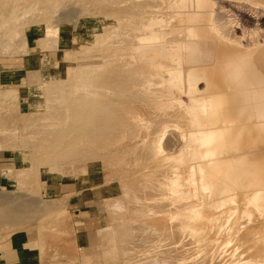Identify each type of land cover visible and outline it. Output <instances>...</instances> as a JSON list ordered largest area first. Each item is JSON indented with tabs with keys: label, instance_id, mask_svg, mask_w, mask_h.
<instances>
[{
	"label": "rangeland",
	"instance_id": "rangeland-1",
	"mask_svg": "<svg viewBox=\"0 0 264 264\" xmlns=\"http://www.w3.org/2000/svg\"><path fill=\"white\" fill-rule=\"evenodd\" d=\"M5 1L6 0H0V5L5 4L7 2ZM18 1L20 0H15V1L8 0V2H10V4L8 2L6 3V5L9 4L8 7L6 5L5 6L3 5L2 9L0 8L1 9L0 12H2L4 7H7V9L5 8V10L8 11L6 12L3 10V12L8 13L5 15L3 12H2L3 15L0 13V24L2 22V26H3L2 28L0 25V28L3 29L0 32V35L2 37L3 34L5 33V35L3 36L4 37L3 40H6L5 42L3 41L2 43V38L0 37L1 40L0 41L1 42L0 43V75L6 72V74L8 75L10 74V76H13L12 78L15 79L14 82H11V85L0 86V97H1L0 105H2L0 107V152H2L1 154L8 155V158H10V161L7 162L8 166L5 167L6 169L0 171V178L2 179L1 181L3 182L0 183V198L1 196L3 198V195H5L4 198H6L7 200L10 197L11 200L24 198V200L28 202V204L31 201L32 202L30 204H33V202L35 203L36 201V204L39 206L41 205V208L36 204L33 205H36L42 210L39 211L40 209L34 206V209L36 210L33 213L36 214L29 212L30 213L28 216L29 220H31V218H34L36 220L33 219L32 221H29L28 219H26L29 222H27L26 220L23 221L19 220L16 221L17 223L14 222V224L2 222V224L0 225V251L4 252L8 248H12L13 247L12 244L15 241V239L17 238L19 239L24 235H28L30 239L29 245L35 249V252L32 255L30 254L27 255L25 258L22 257L24 258L22 260V264H31L32 262L31 259L34 260L35 262L33 264H132V263L133 264H137V263L166 264L167 262L169 264H177V263L179 264L178 258L175 256L177 255L178 251L180 250L182 251L183 249L189 251L188 255L190 256V258L187 264H215V262H217L218 260L213 257L214 255L212 253L206 255V253L202 252L195 255V250H194L195 246L193 245L192 238L189 237L187 234H186L187 236L183 238L180 235L181 233H179L180 232L179 227L178 228L174 227L173 229V231L174 232L176 231L178 235L174 240L175 242L174 243L172 239L169 240V238L168 237L166 238V236L165 237L163 236V238H161L160 236L154 234V231L156 233L157 229L161 228L159 225L158 227H152L150 223L146 224V222L152 219L153 217H155L154 218L155 220L157 217H160L162 219L157 218L156 221L157 222L160 221V224H162V222L163 223L165 222L164 223L165 225L166 220L170 218L169 215L172 216L176 210L177 211L186 210L185 205H183L184 202L181 200V194L177 191L171 190L172 188L169 182H171L170 179L172 175H170L171 172L169 173L167 172L170 170L172 171L174 169L175 170L179 169V167H182V165L184 166L187 162L185 160V163L181 164V162L183 161H180L181 159L177 158L178 154L176 152L174 153L172 159L165 161V158L168 159L171 157H169L168 154L166 153H162L158 151L159 150L158 140L160 137V132L157 129V127H161L163 123L165 124L172 121V123H170L169 125L177 128L169 127L170 133L167 135H169L168 138L171 137L172 140L170 141L168 139L169 143L173 144V141L175 140L179 141L180 138L183 141V138L180 136L181 133H183L186 130V126L183 125V127H181L180 121H181V117L184 116V114H186L185 111H183L179 105L173 107L171 109L172 112L168 111L169 110L168 108L160 105L162 108H164L162 110L160 106L159 107L155 106L156 102H153L151 95L145 96V94H141L142 95L141 98L143 99L140 100L139 98L140 101L135 102V99L132 98L133 96H131V92L137 93L138 89L140 90V87L142 85V82H139L141 85L135 82L137 84V87L136 85L133 86L134 83L132 81L134 80L136 81V79H138L136 78L137 75H135V79L130 75H124V74L118 77V82L120 83L117 84V87H119L121 90L125 92L124 93L121 92L120 94L122 95L120 97L117 95H116L117 97L116 96H111V97L115 99L114 101L116 102L118 101L119 104L120 103L124 104L123 103L124 101L125 102L124 107L119 106V104L114 101L113 103H111L112 101H110L108 102L109 103L108 105L111 106L108 107L107 105L103 104L105 105L104 107H106L104 108L103 105L101 104L102 102H100L102 101L100 99H105L104 97L88 96L87 93L90 92L91 90L101 91V90L110 89V87L107 89L105 87H104L105 89L102 88L101 86L102 84L98 81L92 82L93 84L88 88L89 91L85 90L87 89L86 88L87 86L84 87V85L88 83L84 84L81 82V86H78L80 84L77 82L78 85L76 86H78V88L82 87V89L80 88L81 90L80 89L78 90V88L77 87L75 88V86L73 87V84L74 85L76 84L75 82H72L74 77H75L74 80H78L79 78L76 79L78 76L80 75L83 76L90 73L89 71H92V69L90 68V64L93 63H95L97 66L95 69L93 65L91 66L93 67L94 71L98 72L100 67L103 69L102 70L100 68L99 73L102 71L101 75L106 69L114 65L132 63V65H134L135 67L141 66L138 61L139 60L138 53L135 50L138 45L136 40L132 38L133 36L124 35L122 31V26L128 24L131 21L130 16L132 15L134 0H125V1L124 0H47V1L21 0L23 2L20 1V3L23 6L20 7V3H19L17 7L16 4H18L17 3ZM40 1H42V3ZM32 2H34V4ZM35 2H37V4ZM12 3H16V4H12ZM30 4L31 5L33 4L32 5L33 7L30 6L31 13L30 10L27 9ZM60 6L61 8L64 6L65 7L61 9ZM13 7L15 9H13ZM54 7L55 8L59 7V9L56 8L57 13L56 12L54 13L55 11ZM218 7L217 10L219 11L221 7H219V9ZM20 8L21 10L23 9V11L21 10H20L21 12L18 11ZM32 8L33 10L35 9L37 11L36 12L32 11ZM9 10L12 12L13 10L14 11L17 10V13L13 12V14L11 15L12 20L19 19L18 20L19 23H17L18 21L16 20V24H14L16 27L13 25L15 21L14 22L11 21V17L9 15L12 12H10ZM41 10L43 11L45 10L44 13L47 15L46 16L43 15L44 13ZM48 10L49 11L51 10L50 12L54 13V15L52 16L51 13L50 16V12H47ZM69 10H71L72 12L73 10L75 11L72 13ZM18 12H20L19 15ZM22 12H24L25 14L26 12L27 14L30 13L29 14L30 16L29 15L26 16L27 14L23 15ZM37 12L38 13L41 12L39 14H41L43 17L37 14ZM60 12L61 14L62 12L65 14L61 16ZM67 12H69V15L67 14ZM58 13L59 16L63 18L62 19L59 16H57V18L59 17L60 19H62L60 21L59 18L57 19L55 17V15H58ZM70 13L74 14V17L72 14H71L72 16H70ZM218 13L222 14V15L219 14V16L221 15L220 18L222 17V20L227 21L229 19H232L230 18L231 14L228 13V11L224 10L223 12H221L220 10ZM33 14L34 15L36 14L37 16L35 15L34 17ZM7 15L8 18L6 17ZM22 15L25 17H23ZM20 16H22V18L24 19L18 18ZM64 16L67 17V20L66 17L64 20ZM40 17L41 19L39 21L38 19ZM44 18H45V22L41 23L42 20L44 21ZM31 19L34 20V22H32ZM57 20L60 23L57 24L56 22ZM3 24L4 25L7 24L8 26L6 25L7 27H5ZM54 25L55 26L60 25L59 27L64 31L63 36L65 37L61 38V43L57 41V43L48 46L44 43L45 42L44 41L43 43L39 44L40 42V41L38 42L39 39L43 38L42 40H44V28L53 27ZM11 27L12 29L14 28L17 31L21 29L22 31L21 34H20L21 31H18V34L21 35V36L18 35L20 36L18 40H17V31L15 34L14 33L15 30L13 29L14 32L12 31L13 34H11V30H12ZM6 33L9 35L6 36ZM14 34L15 36H13ZM111 35L112 36L116 35L117 37L113 36L114 38L112 37L113 39H111ZM11 36L12 38L15 37L16 39L14 40L15 42L12 41ZM108 37L111 39V41L114 40L113 43H111ZM107 38L109 40L108 42H110L109 43L110 45H108V42L104 43L105 41H107ZM19 40L22 42H20ZM119 41L121 42V44ZM6 42L8 43V49L6 46H4ZM23 43L26 45V47H24L25 45ZM66 53H68V57L64 56L66 55ZM69 69L70 70L72 69L71 73L73 74L70 77L67 76L66 74L69 71ZM85 69H87L88 72ZM129 78L130 79L132 78V80L130 81ZM67 79L68 81H64ZM46 81L49 82L54 81L57 82L58 85L59 84L62 85V88L60 89L59 92H57L56 97H54L55 91L52 90L51 92H49L52 89L51 86L49 85H48L49 87L45 86L44 83H49ZM69 81L72 82V84L71 82L69 83L71 84L72 87L68 85ZM129 81L132 82L133 85H131ZM66 83L67 85H65ZM95 84L96 87L99 86L98 90L97 88L94 87ZM207 84H208L207 82L201 80L200 82H197L196 89L204 93L207 91L206 90ZM125 86L126 87L130 86V88H132L131 91H127V88ZM90 87H94V88H91L90 90ZM76 93L84 97L81 98V96H78L79 101L77 99L75 100L73 94L76 95L75 97L77 98ZM59 94L60 95L65 94L64 97L65 96L66 97L65 98L63 96L60 97ZM68 96L72 97V100L70 98L66 99ZM53 97H54L53 99L54 102L58 98H61V101L63 102L60 101L61 103L60 104L58 103V101H56L55 104L50 102L49 104L47 102L48 98L51 101V98ZM91 97H93V101ZM111 97L110 100H113ZM8 98L10 99V101ZM86 98L87 99L90 98V101L88 99L90 103L87 102ZM123 98L124 99L128 98L130 100H128L129 101L128 102ZM91 101L93 104L91 103ZM97 101H98V106H94L97 105L94 104V102L97 103ZM183 101H184L183 105L185 108L193 105V104H189L186 98L183 99ZM82 102H87V104H89V107L85 106L86 103H82ZM72 103H73V107H70L69 105ZM76 103L78 104L75 105ZM45 104L48 105L46 106ZM62 104L66 106H62ZM81 104L82 107L84 108H81ZM117 105L119 107H117ZM126 105L128 107H126ZM63 107L65 108L63 109ZM96 107L98 108L96 109ZM99 107L101 108L103 107L104 110L103 108L99 109ZM111 107L114 108L117 107V111L118 110L120 111L117 113L113 112L114 114L112 112H108L109 110L113 111L114 108L111 109ZM90 108H91V112H90ZM93 108H95L96 110ZM115 109L114 111H116ZM2 110L4 114H2L3 113ZM97 110L98 113H96ZM100 110L101 113H99ZM51 111L56 113L58 111L61 112L60 114L63 117V120H61V125L65 126L62 129L67 130V132L70 133H69L68 141L67 140L65 141L64 147L60 151H58L59 153L58 152L57 154L55 153V155L51 153L52 152L51 151L50 153L52 155L50 154L51 155L50 157L48 155L49 152L48 150H50L48 149L49 146L33 147V145L31 144L29 145V143L26 144V142L23 141L24 139L22 138V133L23 131L25 132L26 128L21 125L20 121L22 120L21 122H23L24 115L27 113L29 114L31 112L32 113L38 112L39 115L40 114L44 115ZM76 111L77 113H75ZM104 111L105 113L108 112L110 114L107 113L103 114ZM168 112L169 114L167 115ZM70 113L74 114L75 116V118L73 117L74 119L72 117H69L71 115ZM95 113L101 117H99L98 115H94ZM101 114H103V116ZM115 114L116 115L119 114V117L116 116ZM177 114L179 115V118L169 117L170 115L175 116ZM104 115H106V117ZM6 116L9 117L7 118ZM93 116H95L97 119H94ZM121 116L125 118L124 121L120 119ZM2 117L5 119L3 120ZM98 118L101 120L98 121ZM11 119H13L15 122ZM103 119H105L106 121L105 120L102 121ZM140 119L141 121H139ZM113 121H115L116 125H114ZM120 121L122 123H120ZM94 122H96V124H101L100 122H102L106 126L103 124L102 126L95 125L93 124ZM106 122L108 123V125L106 124ZM15 123L18 124L16 125ZM109 123H110V127H109ZM125 123L127 124L125 125ZM112 124L114 125V127L112 126ZM69 125L70 127H68ZM80 125H82V127H85V129L87 128L88 131L87 129L84 131V129H82ZM123 125L125 126V128L123 127ZM91 126L94 128H92ZM126 126L127 127L129 126L130 128L129 127L127 128ZM35 127H36V123H31L30 129L32 128L34 129ZM77 127L79 128L77 129ZM96 128L99 130H97ZM100 128L103 129V131L105 132H103ZM131 128L134 129H132V131L131 130L128 131V129ZM94 129L95 131H93ZM171 129H175V131L177 132L176 133L174 131L173 135L175 136H172L171 133L173 131L171 132ZM75 130H79V131L72 134L71 131H75ZM91 131L94 132V134L95 132L99 133L101 135V136L99 135L100 138L98 137V135L96 136L94 135L96 138L93 140L94 137L92 138L93 134H91ZM146 131L149 132L147 133ZM88 132H90L89 135ZM107 132L108 134L106 135L105 133ZM133 133L135 134V136H133L134 135ZM86 134L88 135V137ZM111 134L113 137V138L110 137L111 140L109 138L107 139L103 138L104 136L109 137ZM6 138L9 139L6 140ZM88 139L89 140L91 139L93 144H91V142ZM84 140L86 143L84 142ZM100 140L101 141L104 140V142L106 143L108 142L107 143L108 145H106L107 147L105 146L106 149L103 148L104 146L102 147V145H105L106 143L102 144L103 143L102 142L100 144L99 143L101 142ZM143 140L145 142H143ZM87 141L90 143H88ZM93 141H95V143H98L100 145L94 144ZM156 141L158 142V144H156L157 143ZM82 142H84L85 144H82ZM142 144H144L145 146H142ZM172 144H169L168 149L169 152L171 151L169 155L172 154L173 150L175 149V147H173ZM185 144L186 145L196 144L195 146L202 148V143L200 141L191 143V141L187 137H184V141L182 145L184 146ZM26 145L28 146L26 147ZM91 145L95 147L91 148L92 147ZM134 146L136 151L134 149ZM137 146L140 148L137 149L136 148ZM89 148H90V153L89 152L87 153ZM93 149L95 150L93 151ZM31 151H33V153ZM91 151L92 153L93 152L94 153L92 154ZM96 151L98 154L96 153ZM157 151L160 154L161 153L162 154L158 155ZM34 153H36L38 156L34 157L33 156ZM29 154L30 156H32V158L29 156ZM101 154L102 155L106 154V155L102 156ZM100 155L102 156V158L99 159ZM131 155L133 158L130 157ZM150 155H152L153 158ZM103 157L105 158L103 159ZM146 157H151L153 161H149L150 158H146ZM174 157L176 158V160H178V162L175 160ZM27 158L34 160L30 162ZM160 158H162V160ZM158 161H163V162L159 163ZM175 161L177 162V165H175L176 164ZM178 163L181 165H179ZM51 165H55L52 166L55 167L53 170L57 168H61L60 170L61 174L58 175V174L50 173L49 168ZM165 173L169 175L167 174L165 175ZM162 177H164L165 179L162 180ZM157 182L160 184L158 185ZM161 188H165V189L162 190ZM166 192H168V195L164 196L163 194ZM147 194H149L148 196H153L155 194L160 195L158 197L159 199L158 198H157L158 200L156 199L158 203L155 199L154 200L145 199L148 197ZM28 197L31 198L32 200L29 199ZM145 200L147 202H145ZM148 201H150L151 203L150 202L148 203ZM161 201H162V205L163 204L164 205L163 207L160 208L159 206H162ZM39 202L40 204H38ZM153 202L155 204L157 203L156 206ZM147 203L149 206L147 205ZM76 204H79L81 207L84 208L81 209L82 210L81 215L78 212L77 213L73 212L75 208L72 206ZM43 205L45 208L43 207ZM157 205L159 206L157 207ZM31 206L29 207L31 208ZM138 207L139 208L143 207L141 208L142 209L141 212L134 210L135 208L138 209ZM153 207H155L156 209L154 210ZM48 208H51L52 210L51 209L48 210ZM45 209L48 211H44ZM41 212H43L42 213L43 215L41 214ZM145 212L147 214H145ZM172 212L174 213L172 214ZM138 220H142L144 222V225L141 226H145V228L149 230L140 226V229L143 228V230L140 231V229L137 227V222L140 224ZM157 222H155L154 225L157 226L156 224ZM3 223H7V224H3ZM166 231L168 232V230ZM140 233L143 234L144 237L143 236L141 237ZM149 236L151 239L149 238ZM153 238H155L154 241L157 240L156 242H158V239L162 240L163 242L159 240V244L160 242L162 243L158 245L156 242L152 241ZM170 241L174 243L173 244L174 246L171 244ZM167 246L169 247L171 246V247L169 248ZM196 248L198 247L196 246ZM166 249L167 251L168 250L169 251L167 252ZM170 251H173V253ZM223 260L226 261L227 256L224 257ZM163 261L164 263H162Z\"/></svg>",
	"mask_w": 264,
	"mask_h": 264
},
{
	"label": "bare ground",
	"instance_id": "bare-ground-1",
	"mask_svg": "<svg viewBox=\"0 0 264 264\" xmlns=\"http://www.w3.org/2000/svg\"><path fill=\"white\" fill-rule=\"evenodd\" d=\"M6 1L8 2V0ZM20 1L17 2L18 4L16 3H12V4H16L18 7ZM40 2L42 3V1ZM6 3L3 5L5 6ZM8 3L10 4V2ZM32 3L34 4V2ZM35 3L37 4V2ZM3 5L2 4L0 5L1 9ZM8 5L6 6L8 7ZM25 5H26V2H25ZM32 5L30 4L28 8L26 7L27 9L30 10V13H31L30 6L33 7ZM21 6L23 5H21L20 3V7ZM218 6L221 8L219 9ZM7 7H4L3 10L6 11L5 8L7 9ZM217 7L219 11L221 10V12H223L224 10L228 11V13L231 14V15L229 14L230 18L232 19H229L227 21L222 20V17L220 18L222 14L218 13L219 11L217 10ZM56 8L59 9V7H56ZM56 8H55L54 13L55 12L57 13ZM13 9L15 8L13 7ZM20 10L21 8L18 11ZM21 11H23V9ZM32 11L36 12L37 10L35 9L33 10L32 8ZM41 11L44 13L45 10L44 11L41 10ZM50 11L48 10L47 12H50ZM74 11L75 10H73V12ZM2 12L0 13L2 14ZM13 12L17 13V10L16 11L13 10ZM13 12L10 13L9 16L11 17L12 22L15 21V23H13L14 25L16 24V20L18 21L19 19H16L15 17L16 20H12L11 15L13 14ZM20 12H18V15ZM24 12H22L23 15L25 14ZM3 13L4 15L8 14L5 12ZM30 13L27 14L26 12L27 15L26 14L25 15L28 16ZM39 13L37 12V14ZM51 13L52 12H50V16H51ZM54 13H52V16L54 15ZM72 13H70V16L73 15L74 17V14ZM64 14L65 13L62 12L61 16H63ZM67 14L69 15V12H67ZM219 14L221 15L219 16ZM43 15L46 16L47 14L44 13ZM22 16L18 18H22ZM57 16H59V13L58 15H55L56 18ZM61 16L59 17L62 18ZM66 16H64V20ZM6 17L8 18V15ZM73 17H70V18H73ZM45 18H44V21L43 20L41 21V23L45 22ZM60 18H59V21L63 19V18L62 19ZM40 19L41 17L38 20L40 21ZM66 20H67V17H66ZM130 20L131 21L128 24H125L122 26V31L124 35L133 36L132 38L136 40L138 45L135 50L138 53V56H139L138 61L141 66L135 67L134 65H132V63L114 65L106 69L101 75L102 71L99 73L101 67L99 66L100 67L99 71L96 72L93 70V67L95 69L97 66L95 63H93V64H90V68L92 69V71H89L90 73L83 75V76L82 75L78 76L76 78V79L79 78L78 80H74L75 77L74 79L73 78L71 79H73L72 82L76 83L75 85L73 84V87L75 86V88L76 87L78 88V86H81V82L84 84L85 83L90 84V85L82 84L84 85V87L87 86L86 87L87 89H85L87 91H89L88 89L89 86L93 84L92 82H96V81L102 84L101 85L102 88L105 87L107 89L110 87V89L108 90L92 91L91 88H94V87L97 88L98 90L99 86L97 84L98 87H96V84H95L94 87H90L91 91L87 93L88 96L104 97L105 99H100L102 101L100 100L99 101L102 102L101 103L102 105L105 104L109 107L111 105H108L109 104L108 102L112 101L111 103H113V101L115 100L111 96L117 95L120 97L122 95L120 93L125 92L121 90L119 87H117V84L120 83L118 82V77L124 74V75H130L131 77H134L135 79V75H137L136 78L138 79H136V81L135 80L132 81L134 85L132 84V82H130L132 78L131 79L129 78L130 79L129 82L131 83V85L133 86L136 85V87H137V84L141 85L139 82H142L140 90L138 89L139 93L131 92V96H133L132 98L135 99V102L143 99L141 98L142 97L141 94H145V96L146 95L152 96L151 98L153 99V102H156V105H155L156 107H159L161 105L163 107L168 108L169 109L168 111H171L173 107L179 105L180 108L186 113L184 114V116L181 117V121H180L181 127H183V125L186 126V130L183 133H181L180 137L183 138V141H184V137H187L191 141V143L196 142V141H200L202 143V148L195 146L196 144L195 145L185 144L183 146L182 145L183 141L181 138L179 139V141H176V140L173 141V144L169 143V140L172 141L171 137L168 138L169 135H167L170 133L169 127L171 128H177V127H173L169 125L170 123H172V121L165 123V124L163 123L161 127L156 126L158 131L160 132V137L158 140L159 144L157 141H156L157 143L155 142L156 144L159 145V150L158 149L157 150L159 152L166 153L168 154L169 157H171L168 159L165 158V161L172 159L174 156V153L176 152L178 154L177 158L181 159L180 161H183L181 162V164L185 163V160L187 162L184 166L182 165V167H179V169H176V170L174 169L172 171L170 170L168 172L166 171L167 173L171 172L170 175H172L170 179L171 182H169L171 184L170 185L172 188L171 190L177 191L181 194V200L185 203V204L183 203V205H185L186 210L185 211L176 210L175 213L172 212V214L173 213L174 214L172 216L169 215L170 218L166 220L165 225H164L165 222L164 223L162 222V224H160V221L159 222L156 221L157 218H160V217H157L156 220L154 219L155 217H153L152 219L149 220L150 222L145 221L146 224L150 223L152 227H158L159 225L161 228H158L156 233L154 231V234L160 236L161 238H163V236L164 237L166 236V238L168 237L169 240L172 239L173 242L178 236L176 231L174 232L173 229L174 227H177V228L179 227V230H180L179 233H181L180 235L183 238L187 235L192 238L193 245L195 246L194 248L195 255L202 253V252L206 253V255L212 253L214 255L213 257L218 260V261L216 260L218 263L215 262V264H264V0H178V1L177 0H174V1H171V0H134L133 10H132V15L130 16ZM32 22H34V20H32ZM56 22L57 24L60 23L58 22V20ZM17 23H19V21ZM0 25L3 28L2 22ZM6 25L4 26L7 27L8 25L7 26ZM59 26L60 25H56V26L54 25L53 27L44 28V40H42L43 38L39 39L38 40V42L40 41L39 44L43 43L44 41H45L44 43L48 46L53 45L54 43H57V41L61 43V38L65 36H63L64 34L63 29H61ZM13 29L11 30V34H13L14 32ZM2 30L3 29L0 28V32ZM16 31L17 30H15L14 32L15 34H16ZM18 31H21V29ZM18 31H17V40L20 38L21 36L20 34L22 33L21 31L20 34H18ZM15 34L13 36H15ZM4 35L5 33L3 34V36ZM7 35L9 34L6 33V36ZM3 36L1 37L0 35V37L2 38V43L3 41L4 42L6 41V40H3L4 38ZM113 36L111 35V39H113L116 35L114 37ZM108 38H107V41L104 40L105 42L104 41L102 42L106 43L109 40L111 41V39L109 38L108 40ZM14 40H16L15 37L12 38V41ZM113 41H111V43H113ZM109 43L110 42H108V45H110ZM4 46H6L8 49L7 42L6 44H4ZM24 47H26V45ZM104 51H107V50H104ZM64 56L68 57V53H66V55ZM92 65L93 67H91ZM71 70L69 69L68 72L66 71L67 72L66 74L69 77L73 75L71 73ZM85 70L87 71V69ZM201 80L208 83L206 86L207 91L204 93L196 89L197 82H200ZM64 81H68V79ZM46 82H49V81H46ZM70 82L71 81L68 82V85L72 87L71 86L72 82L71 84H69ZM77 82L80 85H78ZM44 84L47 87L51 86L52 89L49 92H51L52 90L55 91L54 97H56L57 92H59L60 89L62 88V85L60 84L58 85V83L54 81L49 82V83H44ZM65 85H67V83ZM130 86L129 87L125 86L127 88V91H131L132 88H130ZM65 87H68V86H65ZM80 88L82 89V87ZM80 88H78V90ZM74 94H73V97L75 98V100L76 99L78 100L79 99L78 96H81L76 93L77 94V98H76L75 97L76 95ZM64 95L59 94L60 97L62 96L64 97ZM54 97L51 98V101L48 98L47 102L55 104V102L58 101V103H60L61 98L57 97L58 99H56L54 102L53 100ZM82 97L84 96H81V98ZM110 97L113 100H110ZM68 98L72 100V97L68 96L66 99ZM185 98L187 99L189 104H193V105L185 108L183 105L184 104L183 99ZM88 99L90 101V98ZM88 99L86 98L87 102H89ZM91 99L93 101V97H91ZM124 100L128 101L130 99L125 98ZM87 102H82V103H86L85 106L89 107V104H87ZM116 103H118V101ZM123 103L125 104L124 101ZM185 103H186V100H185ZM77 104L78 103H76L75 105ZM94 104H97L94 106H98V101L97 103L94 102ZM120 104L119 106L124 107V104L122 105ZM105 105H103V107ZM1 106L2 105H0V107ZM62 106H66V105L62 104ZM69 106L73 107V103L70 104ZM119 106L117 105V107ZM117 107H115L116 109L114 107H111V109L114 108L116 111H114V109L113 111L112 110H109V111L107 110V111L112 112V113L113 112L117 113L120 111V110L117 111ZM126 107L128 106L126 105ZM64 108L65 107H63V109ZM81 108H84L82 107V104H81ZM97 108L98 107H96V109ZM100 108L101 107H99V109ZM121 109H124V108H121ZM163 109L164 108H162V110ZM90 112H91V108H90ZM108 112L106 113L110 114ZM60 113H61L60 111H58L57 113L51 111L44 115L43 114L39 115L38 112H34V113L31 112L29 114L28 113L25 114L23 118L24 119L23 122H21L22 120L20 121L21 125L26 128V130L24 129L25 132L23 131L22 133V138L24 139L23 141H25L26 144L29 143V145L30 144L33 145V147L49 146L48 149L50 150H48L49 152L48 151L47 152L50 157L52 155L51 153H53L54 155L55 153L57 154V152L60 151L64 147L65 141L66 140L68 141L69 133H70V132H67V130L62 129L65 126L61 125V120H63V117ZM75 113H77V111ZM96 113H98V110L96 111ZM96 113L94 115H98ZM99 113H101V110L99 111ZM106 113L105 111L103 112V114H106ZM2 114H4V112ZM62 114H65V113H62ZM103 114L101 115L103 116ZM168 114L169 112L167 113V115ZM104 116L106 117V115ZM116 116L119 117V114H117ZM69 117L75 118L74 114H71ZM93 117L94 119H97L95 116ZM169 117L179 118V115L178 114L175 116L170 115ZM4 119L5 118H3V120ZM106 119H109V118H106ZM120 119L124 121L125 118L121 116ZM100 120L101 119L98 118V121ZM104 120L105 119H103L102 121ZM139 121H141V119ZM96 122H94L93 124L99 125V126L100 125L102 126V124L105 125L102 122H100L101 124H96ZM113 122H114V125H116L115 121ZM31 123H36V127L34 129L33 128L30 129ZM120 123L122 122L120 121ZM106 124L108 125L107 122ZM126 124L127 123H125V125ZM114 125L112 124L113 127ZM68 127H70V125ZM80 127H82V125H80ZM109 127H110V123H109ZM123 127L125 128L124 125ZM78 128L79 127H77V129ZM89 128H90V125H89ZM82 129H84L85 131L87 128L85 129V127H82ZM132 129L134 128L128 129V131L129 130L132 131ZM101 130L103 131V129ZM77 131L79 130H75L71 132L72 134H74ZM93 131H95V129ZM174 131L175 129H171L172 136H175L173 135ZM96 132L94 134V132L91 131V134H93L92 138L94 137L93 140L96 138L95 137L96 135H98L99 138L101 136L99 133H96ZM89 133L90 132H88V135ZM105 134L107 135L108 132ZM133 136H135V134ZM110 137H112V134L109 137L104 136L103 138L110 139ZM8 139L9 138H6V140ZM104 140L102 141L100 140L101 142L99 143L101 144L103 142L102 144H105L106 142H104ZM89 141L91 142V144H93L91 139ZM95 141H93L94 144H98V143H95ZM84 142H82V144L86 143ZM143 142L145 141L143 140ZM167 142H168V145H167ZM107 143L105 145H102V147L104 146L103 147L104 149H106L107 147L106 145H108ZM144 144H142V146H145ZM169 144H172V146L175 147L174 150L172 149L173 153L170 155L169 153L171 151L169 152V149H168ZM27 146L28 145H26V147ZM94 147L92 146L91 148H94ZM136 148L138 149L140 147L137 146ZM134 149H135V146H134ZM94 150L95 149H93V151ZM31 152L33 153V151ZM88 152L90 153V148L87 151V153ZM159 152H158V155L160 154ZM101 155L99 159L102 158V156H105L106 154L102 156ZM132 155L130 157H132ZM152 155L150 156L153 158ZM33 156L37 157L38 155L34 153ZM27 157H28V154H27ZM30 157L32 158V156ZM151 157H146V158H150L149 161H153ZM104 158L105 157H103V159ZM160 159L162 160V158ZM28 160L32 162L34 159L29 158ZM176 161L178 162V160ZM176 161H175L176 163L175 165H177ZM158 162L160 163L163 161H158ZM52 166H55V165L50 166L49 168L50 173L60 175L61 168H57L53 170L55 167H52ZM60 166H63V165H60ZM167 173H165V175ZM163 179L165 178L162 177V180ZM157 184L159 185L160 183L157 182ZM159 187H162V186H159ZM161 189L163 190L165 188H161ZM148 195L149 194H147V196ZM163 195L167 196L168 192L164 193ZM4 196L5 195H3V198L2 196L0 198V225L2 224V222L14 224V222L19 221V220H22V221L26 219L29 220L28 218L30 214L29 212L33 213L36 210L34 209V206L37 205L36 201L35 203L33 202V204H36V205H33V204H30L32 201L29 202L28 204V202H26L24 198L23 199L18 198V199L11 200L10 199L11 197H10L7 200L6 198H4ZM32 196H29V197H32ZM159 196L160 195L155 194L153 196H148L145 199L147 200L155 199L156 200ZM145 202L147 201L145 200ZM149 202L150 201H148V203ZM38 204H40V202ZM159 205H157V207ZM161 205H162V201H161ZM163 205L159 207L161 208L163 207ZM29 206H31V208ZM37 206L36 208L38 209L41 208V205L39 206L40 208ZM141 208L138 207V209L135 208L134 210L141 212L142 210ZM153 208L154 210L156 209L155 207ZM49 209L51 208H48V210ZM164 209H165V206H164ZM41 210L42 209H40L39 211ZM48 210L45 209L44 211H48ZM43 212H41V214ZM149 212H152V211H149ZM33 214H36V213H33ZM145 214L147 213L145 212ZM33 219L34 218H31V220L29 221H32ZM28 220L26 221L29 222ZM138 221L140 222V224L137 222V227L140 229V226L144 225V222L142 220H138ZM155 222H157L156 223L157 226L154 225ZM7 223H3V224H7ZM141 227L145 228V226H141ZM142 230L143 228L140 229V231ZM166 230H168V232ZM175 233H176V236H175ZM140 235L141 237L143 236V234L141 233ZM154 239L155 238H153L152 241H154ZM159 240L160 239H158V242H156L157 240H155L154 242L160 245L163 241L160 240L162 242H160L159 244ZM174 243L171 242L172 245ZM196 246L198 248H196ZM180 251L177 252V255L175 257L178 258L179 264H187L190 258V256L188 255L189 251L186 249H183L181 252ZM170 252L173 253V251H170ZM226 256H227V260L224 261L223 258ZM162 263H164V261Z\"/></svg>",
	"mask_w": 264,
	"mask_h": 264
},
{
	"label": "crops",
	"instance_id": "crops-1",
	"mask_svg": "<svg viewBox=\"0 0 264 264\" xmlns=\"http://www.w3.org/2000/svg\"><path fill=\"white\" fill-rule=\"evenodd\" d=\"M13 76H10V74H6V72L2 73L0 75V86L4 85H11V82H14ZM0 152V171L5 170L6 166H8V161H10V158H8V155L6 154H1ZM2 179L0 178V183H3L1 181ZM75 209L73 212L79 213L80 215L82 214V210L84 209L81 207L79 204L73 205ZM77 208V209H76ZM30 239L28 235H24L21 238L15 239L13 242V247L6 249L4 252L0 251V264H22V260L27 256V255H32L35 252V249L32 248L30 245ZM24 257V258H22ZM31 264L35 263L34 260L31 259Z\"/></svg>",
	"mask_w": 264,
	"mask_h": 264
}]
</instances>
